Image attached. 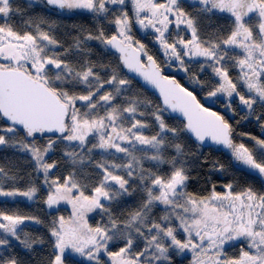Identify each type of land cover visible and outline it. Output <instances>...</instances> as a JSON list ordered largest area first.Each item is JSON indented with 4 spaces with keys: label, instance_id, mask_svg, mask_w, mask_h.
<instances>
[{
    "label": "snow or ice",
    "instance_id": "1",
    "mask_svg": "<svg viewBox=\"0 0 264 264\" xmlns=\"http://www.w3.org/2000/svg\"><path fill=\"white\" fill-rule=\"evenodd\" d=\"M187 2L192 11L181 0H26L29 9L42 4L84 10L115 26L113 34L100 23L95 32L81 29L65 47L54 35L56 21L25 18L14 0H0V149L24 154L32 165L23 189L16 186L21 177L14 166L0 165V197L35 202L44 187L42 202L48 209L71 205L70 216L53 215L47 224V264H174L173 254L185 251L192 252V264H264V192L248 187L234 193L229 183L223 194L213 185L210 195L194 196L187 191L190 169L179 142L184 132L201 143L210 139L229 150L238 165L264 178V137L241 133L252 146L235 142L232 124L175 78L162 75L132 35L134 24L151 29L165 63L175 62L201 88L205 84L198 73L210 69L215 83L208 85L205 99L225 97V107L235 114V98L244 112L241 119L252 117L264 130V115L254 109L264 106V0ZM217 13L230 17L227 33L213 29L202 37L199 21H211ZM15 16L25 30L13 23ZM92 41L119 53V63L93 61ZM121 65L158 88L163 106L130 94L131 80ZM230 66L238 69L235 78ZM166 112L179 113L185 122L171 126ZM149 129L152 134H146ZM58 148L72 167L63 178L52 172L57 162L48 159ZM161 165L169 166L165 173ZM213 167L224 171L222 164ZM33 175L42 177L39 186ZM93 178L91 186L82 183ZM136 188L143 194L138 208L123 219L113 215L112 202ZM158 206L162 214L154 215ZM97 210L101 222L92 226L87 214ZM26 221L43 223L36 216L0 210V264H22L16 244L30 253L44 245L42 237L24 231ZM225 245L238 247V255L229 256Z\"/></svg>",
    "mask_w": 264,
    "mask_h": 264
},
{
    "label": "trees",
    "instance_id": "2",
    "mask_svg": "<svg viewBox=\"0 0 264 264\" xmlns=\"http://www.w3.org/2000/svg\"><path fill=\"white\" fill-rule=\"evenodd\" d=\"M182 5L188 11L192 9L188 6L187 0L181 1ZM14 6L18 7L24 13V17L42 15L50 20L56 21V28L54 31L55 37L65 46L71 45L73 37L76 36L81 29H86L88 31L95 32L98 23H100L106 34H113L115 30L114 25L108 24L106 21H99L90 12L84 10H74L68 12H58L50 8H44L42 4L37 5L31 9L27 8L26 0H14ZM132 15V12H129ZM21 20L20 16H15L13 18V23L17 24L19 30H25L18 22ZM230 26V17L228 14L217 13L211 21L206 19H201L199 21L200 33L203 36H207L213 29H219L220 31L227 33ZM153 31L148 30L144 32L141 30L139 25L134 24L132 28V35L135 40L140 41V43L145 45V51L148 55L155 58L156 62L163 68L165 73L170 76H174L178 81L193 91L197 96L199 101L213 109L216 110L220 115H223L226 120L229 121L233 126V139L235 142H243L247 146H252V141L247 137L240 135L241 133H249L253 136L264 137V130L258 127L257 122L252 117L247 119H241L244 116V112L241 111V106L238 100L234 99L232 103V108L235 109V114L230 112L228 108L225 107L223 99L218 97L208 98L206 97V92L209 84H214L215 80L210 69H206L205 73L200 74L201 80L204 82L205 87L201 88L189 81L188 74L184 73L180 68L176 69H166L164 64V58L161 51L154 40ZM186 33V32H185ZM92 60L97 63H103L107 65L115 66L119 63L118 55L112 53L109 50H105L103 45H100L97 41H92ZM69 59H73V56H69ZM229 75L235 78L238 74V69L229 67ZM191 70H195V66H190ZM122 74L125 78L131 80V93L132 95H137L141 99H147L152 103V105H161L160 99L152 92L144 88L139 82L130 77L125 71L122 70ZM103 75V73H102ZM238 87H240L238 85ZM241 91H244L241 88ZM80 107V103L77 104ZM254 109L257 115H264V106L259 104L254 105ZM83 110V109H82ZM149 121L150 117H145ZM165 118L167 122L174 127H180L183 122L175 117H171L167 112L165 113ZM146 134H152V129L146 131ZM43 142V141H41ZM187 157L189 166V180L187 183V191L197 197H205L210 195L213 185L215 186V191L219 193H224L227 189L225 185L231 183L233 185V192L238 193L244 189L251 187L257 192H264V178L259 175L251 173L248 169L241 165H238L232 158L230 152L219 151L214 147L202 148L187 134V132L182 133L180 141ZM99 153L96 154V158H99ZM49 162L56 161L57 169H53L52 172L61 178L66 176L70 171H72L71 165L65 161L63 158L61 150L58 148L55 152L49 154ZM222 164L224 166V171L214 170V165ZM0 165L6 167L14 166V170L19 173L21 179L16 184L17 187L23 189L29 180V173L32 172V165L28 161V158L24 154L15 152L13 149H0ZM149 165L146 164V167ZM168 165H161L160 172L165 173L168 170ZM86 172L92 174V169H86ZM35 180L39 186L42 182V177L37 179L35 175L31 177ZM89 183L91 186L95 183V178L89 181H83ZM10 185L6 184V187ZM135 188L136 186L133 185ZM86 194L90 195V191L85 190ZM46 195L44 187H41L39 193V199L35 202L28 201L19 198H5L0 197V210L6 211H19L24 215L39 217L42 224H34L31 222H25L22 227L24 231L32 236L42 237L45 241L44 245L37 246L34 252L26 251L22 246L16 244L14 252L16 256L22 261V264H47V259L51 252L49 235L47 224L51 220L53 215L59 216L63 215L65 217L69 216L68 210L59 206L58 208L48 209L46 205L43 204V198ZM143 198V194L138 188L133 191L132 195L124 196L119 199V201L112 202L111 210L113 215L123 219L128 215L129 212L134 211L138 208ZM154 215L162 214V206H158L153 210ZM106 221V217L104 218ZM89 224L95 226L97 223L101 222V217L98 215V210L95 215L90 217L88 220ZM178 238H183L181 235ZM15 243V242H14ZM112 247V246H110ZM112 250H118V247H112ZM233 253V251H231ZM233 256V255H230ZM76 259H81L76 257ZM107 262V257H104ZM174 264H187L186 259H178L173 257ZM87 264V262H84Z\"/></svg>",
    "mask_w": 264,
    "mask_h": 264
},
{
    "label": "water",
    "instance_id": "3",
    "mask_svg": "<svg viewBox=\"0 0 264 264\" xmlns=\"http://www.w3.org/2000/svg\"><path fill=\"white\" fill-rule=\"evenodd\" d=\"M52 9V8H50ZM52 10H55V11H58V12H64V11H60V10H56V9H52ZM112 53L116 54L119 56V53H116L115 50H110ZM154 58V57H153ZM155 59V58H154ZM140 61L142 64H144L145 66H147L148 64V61H147V57H144L143 56V53H140ZM158 64V63H157ZM160 66V65H159ZM121 68L123 71H125L130 77H132L133 79H135L137 82H139L144 88H146L147 90H149L150 92L154 93L159 99H160V102H161V105L163 106V97L161 96L160 94V91L158 88H156L154 85H152L151 83L147 82L146 80H144V78L138 73V72H131L129 71L127 68L123 67L121 65ZM161 68V72H162V75L164 76H168L170 79L172 78H175L177 81L178 79L174 76H170V75H167L165 73V71L163 70V68L160 66ZM179 82V81H178ZM180 83V82H179ZM181 84V83H180ZM182 85V84H181ZM183 86V85H182ZM185 87V86H183ZM191 91V90H190ZM195 95V94H194ZM197 97V96H196ZM198 99V98H197ZM199 100V99H198ZM201 103V102H200ZM202 104V103H201ZM205 106V105H204ZM207 107V106H205ZM209 108V107H208ZM211 111H215L217 112L216 110H213L210 108ZM171 117H175L179 120H181L183 123L185 122V118L183 116H181L179 113H171V112H167ZM218 113V112H217ZM219 114V113H218ZM187 134L194 140L195 143H197L200 147L202 148H208V147H214L216 149H218L219 151H224V152H230L229 150L223 148V146H220V145H216L214 144L210 139H206L203 143L199 142L196 140V138L194 137L193 134H191L190 132H187Z\"/></svg>",
    "mask_w": 264,
    "mask_h": 264
},
{
    "label": "flooded vegetation",
    "instance_id": "4",
    "mask_svg": "<svg viewBox=\"0 0 264 264\" xmlns=\"http://www.w3.org/2000/svg\"><path fill=\"white\" fill-rule=\"evenodd\" d=\"M181 1H186V0H181ZM161 2H162V0H161ZM129 8H131V5L129 4ZM64 12H68L67 10H65ZM222 14H224V13H222ZM148 30H151V29H148ZM148 30H144V32H147ZM152 31V30H151ZM153 33V32H152ZM184 35L186 36V38H187V33H184ZM157 43V42H156ZM157 45H158V47H159V44L157 43ZM159 49H160V47H159ZM160 51H161V54H162V56H163V58H164V66H165V68L166 69H178L179 67H178V65L175 63V62H173L172 63V65H171V67H169L168 66V64L167 63H165V57H164V55H163V52H162V50L160 49ZM143 56L144 57H146L144 54H143ZM230 69V68H229ZM233 99H235V98H233ZM226 103H227V99L226 100H224V104L226 105ZM225 249H226V251H227V254L230 256V255H233V256H236V255H238V252H239V248L238 247H235V246H231V245H225ZM231 251H233V253H231ZM173 257H177L178 259H186L187 258V261H186V263L187 264H192V257H193V254H192V252L191 251H185L184 253H182V254H180V255H174L173 254Z\"/></svg>",
    "mask_w": 264,
    "mask_h": 264
},
{
    "label": "rangeland",
    "instance_id": "5",
    "mask_svg": "<svg viewBox=\"0 0 264 264\" xmlns=\"http://www.w3.org/2000/svg\"><path fill=\"white\" fill-rule=\"evenodd\" d=\"M139 27H140V26H139ZM141 30L144 31L143 29H141ZM220 98L223 99V101L226 100L225 97H220ZM16 198L24 199V200H25V198H23V197H16ZM59 206H60V207H61V206L65 207V208L68 210V212H69V216L71 215V205H70V204H66V203H63V202H62ZM95 213H96V211H93V212L88 213V214H87V219L89 220L90 217H92V216L95 215ZM188 252H189V251H188Z\"/></svg>",
    "mask_w": 264,
    "mask_h": 264
}]
</instances>
